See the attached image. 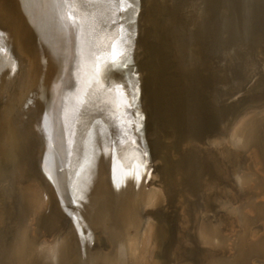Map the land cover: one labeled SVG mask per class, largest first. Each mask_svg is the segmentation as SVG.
Instances as JSON below:
<instances>
[{"label": "bare ground", "instance_id": "6f19581e", "mask_svg": "<svg viewBox=\"0 0 264 264\" xmlns=\"http://www.w3.org/2000/svg\"><path fill=\"white\" fill-rule=\"evenodd\" d=\"M164 1H170L173 14L157 25L167 34L151 48L159 55L174 32L192 38L202 3L209 0ZM211 2L216 13L225 14L221 0ZM157 6L156 0H0V101L5 99L0 264H258L257 257L264 259V230L248 239L252 225L264 221V104L218 112L211 129L199 127L185 143L194 156L186 170L188 187L178 190L177 178L172 180L178 199L170 221L166 214L146 213L165 204L171 187L153 182L158 175L139 143L137 130L147 113L135 103L148 84L130 64L156 44ZM149 7L155 22L145 34ZM124 9L130 26L119 23ZM24 20L39 28L41 41ZM238 30L228 26L223 40L215 39L206 53L220 57L224 78L214 98L237 99L263 68L247 41L264 42V36ZM148 95L152 113L159 111L160 93V99ZM8 150L19 157L5 160ZM23 151L28 158L20 157ZM31 165L45 185L32 175ZM227 171L244 195L237 205L230 188L217 180ZM189 203L195 211L190 216ZM97 229L107 236L106 250L91 248ZM212 248L220 252L211 254Z\"/></svg>", "mask_w": 264, "mask_h": 264}, {"label": "rangeland", "instance_id": "374dc122", "mask_svg": "<svg viewBox=\"0 0 264 264\" xmlns=\"http://www.w3.org/2000/svg\"><path fill=\"white\" fill-rule=\"evenodd\" d=\"M221 1L225 6L226 12L224 15H219L216 11H214V4L211 0L207 1V3L206 1L202 3L203 16L200 18V23L193 31L192 38L188 37V35L183 36L180 32H174L168 40L170 43H168V48L165 46L162 47V43L160 44L162 47L160 55L157 51H155V49H151L156 45L158 46V42L153 47L150 45V49L147 48V51L144 54L145 56L142 57L143 59H146L143 60L144 62L140 63V59H138L130 64V66L135 70V73L142 72V84H148V88H144L146 91L140 97V100L136 102L137 104L135 103L136 107L143 108L147 113L137 130V134L139 135V143L145 149L147 158L150 159L152 171L154 170L153 174L157 173L158 175L153 182L164 183L171 187L170 190H168L169 195L165 204L156 208L160 210L156 217L160 218L163 217V214H166L168 217L167 220L169 221L170 217L173 215V211L176 209L175 205L176 200L178 199V192L173 188L172 180L177 178L178 187L176 188L178 190L182 189V191H184L188 187V178L186 173L187 171L189 172V167L194 156L192 148L185 144L186 140L195 137L204 127L211 129V126L215 124V114L218 112H225L227 110L238 111L247 106H261L264 104V42H254L253 39H249L247 41V45H249L247 47L255 52L257 59L263 63V68L255 76L254 80L242 90L237 99L230 100L229 98L226 99L227 97L214 98L218 94L224 81L223 75L218 72L220 57L217 55H206V53L208 54L210 47L215 42V39L223 40L221 33L226 32L225 30H227L228 26H234L235 29L237 28L241 31H248V33L252 35L259 34L264 36V2L259 0ZM204 9H206V11H204ZM127 11L128 10L125 9L122 11L119 23L125 25L128 24L130 26L133 23L131 20H126ZM141 13H143V11H141ZM147 14L151 16L154 15L150 7L148 11H145L144 13L145 16ZM172 14L173 12L170 11L169 15L171 16ZM247 17H249L248 20ZM154 22L155 21L153 19V24ZM171 24L174 25L172 22ZM172 25H170L167 30L173 32L174 27ZM154 26L157 27L156 22ZM185 45L188 46L186 50L184 49ZM165 49L167 50V53L165 51L163 52ZM180 50H183L184 52H180ZM137 65H140V68L136 69L138 67ZM147 71H151L153 74L151 80V76L149 77V73ZM147 91L149 94L156 93L157 98H159L160 93V98L162 97L161 99L159 98L160 110L155 113H152L150 102L151 98L148 97L149 95ZM210 96H212V98ZM147 97L149 100H147ZM4 103L5 99L0 101V105ZM11 107L15 108L16 106ZM178 113L180 115H178ZM21 116H23L22 113ZM165 121L166 123H164ZM178 121H180V127L184 129L185 133L182 140L183 142H181L180 158L176 160V141H173V139H175L173 126L174 124L177 125ZM107 130L113 131L111 129ZM28 155V153L23 151L20 154V157L23 156L25 159L28 158ZM17 157H19V155H15L13 158L16 159ZM13 158L10 150H8L5 160ZM19 163L20 162H18V164ZM227 169L228 171L230 170L229 167H227ZM228 171L226 175L217 176V180L219 181L218 183L221 184L220 186L230 188L232 197L233 188L236 189V187L230 179ZM236 193L240 199L243 198L244 195L240 193L239 190L236 189ZM191 202L196 203L199 202V200L193 199ZM146 213L153 216L150 212L146 211ZM53 215L54 214H52V216ZM45 223L46 221L44 224ZM93 241L94 243L91 245L93 250L98 248L106 250L109 247L107 236L101 229H97L94 232ZM100 243H105L108 247L101 246Z\"/></svg>", "mask_w": 264, "mask_h": 264}, {"label": "water", "instance_id": "95a60500", "mask_svg": "<svg viewBox=\"0 0 264 264\" xmlns=\"http://www.w3.org/2000/svg\"><path fill=\"white\" fill-rule=\"evenodd\" d=\"M164 0H156V3H157V7L159 8V9H161V10H159V13L156 15L157 16V21H156V25H158L159 24V21L161 20V19H163L164 17H165V14H169V9H170V1H164ZM144 20H145V22L146 23H148L147 24V27H146V31H145V34H146V32L149 30V29H152L153 30V28H152V26H151V24L153 23V19H152V16L151 15H149V14H147L145 17H144ZM150 23V24H149ZM23 26L25 27V28H31V29H33V31H34V34H35V36H36V38L38 39V40H40L41 41V39H42V35H41V32L39 31V28L34 24V23H32V22H30V21H27V20H24L23 21ZM149 25V26H148ZM158 28V27H157ZM158 29H160V30H157L156 31V33H157V37H158V39L156 40V43H158V42H160L161 40H163L164 38V35H167L166 34V31H165V28L164 27H160V28H158ZM164 46L165 47H167L168 48V44H167V42H164ZM166 52L167 53V50L165 49V50H163V52ZM143 60H146V59H143V58H140V60H139V62L141 63V62H144ZM54 63V61L52 60V64ZM138 67L136 68V69H138V68H140V65H137ZM69 67V66H68ZM50 98H51V94H50V92H46L45 93V95H44V101L46 100V102L48 103L49 102V100H50ZM178 115H179V113H178ZM178 119H179V117H178ZM176 123V122H175ZM173 128H174V131H175V139H173V141H176V153H178V156L175 158L176 160L177 159H179L180 158V154H181V142H182V140H183V136H184V129H182L181 127H180V122L178 121L177 122V125H175L174 124V126H173ZM36 132V131H35ZM34 134V133H33ZM32 138H35V135H33L32 136ZM52 138V137H51ZM52 141H53V138H52V140H51V143H52ZM42 143V147H44V145H43V142H41ZM66 152H67V158L69 157V155H68V151H67V149H66ZM65 159V161H64V164L65 165H67L68 164V159ZM28 161H29V163L31 164L32 163V161H33V159L32 158H30V159H28ZM32 166V165H31ZM1 170V169H0ZM31 173H32V175L35 177V178H37L40 182H42V185H45L44 184V181H43V179L40 177V175H39V172H38V170H37V168H35V167H33L32 166V169H31ZM243 199V198H242ZM240 202V197L238 196V194L236 193V189L235 188H233V191H232V203L234 204V205H237L238 203ZM192 207H191V204L189 203L188 204V207H187V209H188V211H190L189 212V216L190 215H192L193 213H195V211H192V209H191ZM248 210H249V208H247ZM151 210V211H150ZM147 212H150V213H152L154 216H157L158 215V213L160 212V210L159 209H155V208H153V209H150V208H148L147 209ZM230 218H234V216H232V217H230ZM61 220H62V217H61ZM230 226H233L232 228H230V229H232V233H233V231L235 230V228H237V223H236V219H233V221H232V224H230L229 225V227ZM264 230V221L263 220H258V222H256L255 224H253L252 225V227H251V231H250V235H249V237H248V239H250V240H252L253 238H255L257 235H259L262 231ZM168 238V237H167ZM166 244L164 245V247H166V245H167V243H168V239H167V241L165 242ZM100 245L101 246H105V247H108L105 243H100ZM213 252H220V251H218V250H216V249H211V254L213 253ZM256 262H258V264L259 263H261V264H263V262H264V259L263 258H261V257H257L256 258Z\"/></svg>", "mask_w": 264, "mask_h": 264}]
</instances>
